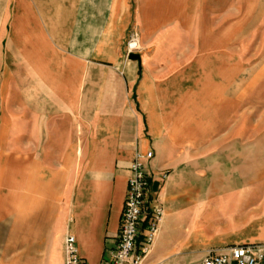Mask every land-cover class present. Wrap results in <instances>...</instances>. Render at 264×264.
<instances>
[{
	"label": "crops",
	"instance_id": "0c3cea01",
	"mask_svg": "<svg viewBox=\"0 0 264 264\" xmlns=\"http://www.w3.org/2000/svg\"><path fill=\"white\" fill-rule=\"evenodd\" d=\"M168 1L134 0L133 11L129 0H0V50L15 44L36 83L0 114V264H64L67 235L83 264H106L131 163L146 151L163 216L141 264H199L207 251L264 242V224L242 229L250 210L264 212V48L234 64L199 47L191 72L170 74L192 88L152 83L140 121L124 103L89 110L78 90L90 67L103 71L79 34L102 35L106 17L169 18ZM241 2L264 19V0Z\"/></svg>",
	"mask_w": 264,
	"mask_h": 264
},
{
	"label": "rangeland",
	"instance_id": "374dc122",
	"mask_svg": "<svg viewBox=\"0 0 264 264\" xmlns=\"http://www.w3.org/2000/svg\"><path fill=\"white\" fill-rule=\"evenodd\" d=\"M129 1L134 11L138 4L134 0ZM111 2L107 0L106 6ZM168 5L169 18L106 17L102 35L89 32V35L77 36L79 41L87 40L90 62L100 64L98 67L103 69L96 71V68L90 67V80L78 84V90L87 94L84 101L89 110L96 105L112 107L113 103L116 106L124 103V106L134 109L139 121L143 120L140 93L145 94L152 83H158L157 89L166 85L170 90L192 88L191 80L177 82L176 78L180 76L173 80L170 74L183 69L185 73L191 72L193 58L198 48H204L205 44L216 48L218 56L223 53L232 55L234 64H239L237 61L242 58L256 60L262 57L264 19L257 17L256 3L246 4L241 0H170ZM108 14L106 11V16ZM96 21L93 20L94 23ZM16 47L10 44L9 49L0 50V114L7 106L15 112L20 100L18 97L23 94L32 96L36 89L32 68L23 65V52ZM235 69L240 70V67ZM40 87L41 91L49 89L44 83ZM121 92L126 93L124 98L120 96ZM114 93H117L116 98ZM89 117L93 118L92 115ZM248 221V227L242 229L255 233L261 228L260 224H264V212L250 210Z\"/></svg>",
	"mask_w": 264,
	"mask_h": 264
},
{
	"label": "built area",
	"instance_id": "2783aa9c",
	"mask_svg": "<svg viewBox=\"0 0 264 264\" xmlns=\"http://www.w3.org/2000/svg\"><path fill=\"white\" fill-rule=\"evenodd\" d=\"M151 157L152 152L146 151L136 154L131 163L116 243L106 264H141L156 238L163 211L149 195L145 162ZM64 251V264H83L74 236H65ZM199 264H264V242L207 251Z\"/></svg>",
	"mask_w": 264,
	"mask_h": 264
}]
</instances>
